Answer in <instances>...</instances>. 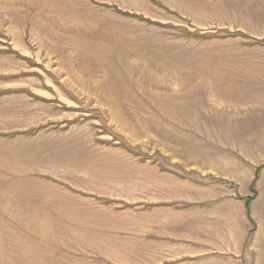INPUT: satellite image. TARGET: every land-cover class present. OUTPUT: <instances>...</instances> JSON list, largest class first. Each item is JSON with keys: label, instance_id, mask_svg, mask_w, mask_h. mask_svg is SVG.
<instances>
[{"label": "rangeland", "instance_id": "1", "mask_svg": "<svg viewBox=\"0 0 264 264\" xmlns=\"http://www.w3.org/2000/svg\"><path fill=\"white\" fill-rule=\"evenodd\" d=\"M0 264H264V0H0Z\"/></svg>", "mask_w": 264, "mask_h": 264}]
</instances>
